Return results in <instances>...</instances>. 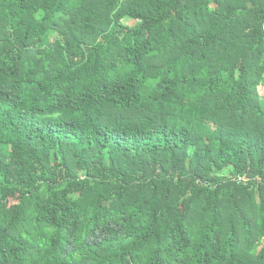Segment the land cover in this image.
<instances>
[{"label":"trees","instance_id":"16d2710c","mask_svg":"<svg viewBox=\"0 0 264 264\" xmlns=\"http://www.w3.org/2000/svg\"><path fill=\"white\" fill-rule=\"evenodd\" d=\"M0 264H264V0H0Z\"/></svg>","mask_w":264,"mask_h":264},{"label":"rangeland","instance_id":"374dc122","mask_svg":"<svg viewBox=\"0 0 264 264\" xmlns=\"http://www.w3.org/2000/svg\"><path fill=\"white\" fill-rule=\"evenodd\" d=\"M122 23L125 24V25H126V24H127V25H130V26H133V25L135 24L134 22L129 21L128 19H127V20H123Z\"/></svg>","mask_w":264,"mask_h":264}]
</instances>
